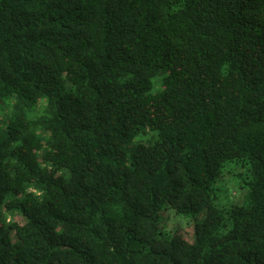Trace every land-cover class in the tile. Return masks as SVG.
<instances>
[{"label": "trees", "instance_id": "1", "mask_svg": "<svg viewBox=\"0 0 264 264\" xmlns=\"http://www.w3.org/2000/svg\"><path fill=\"white\" fill-rule=\"evenodd\" d=\"M0 264H264V0H0Z\"/></svg>", "mask_w": 264, "mask_h": 264}, {"label": "rangeland", "instance_id": "2", "mask_svg": "<svg viewBox=\"0 0 264 264\" xmlns=\"http://www.w3.org/2000/svg\"><path fill=\"white\" fill-rule=\"evenodd\" d=\"M232 164L226 165L225 170H228L227 167L231 166ZM234 166V165H233ZM235 168V167H234ZM237 168L233 169L230 168V172H226L225 175L228 173L230 175L227 176V179L223 178V180L220 182V187L218 188V192H220L222 194V196H224V201L228 202L229 199H231L233 197L234 194L237 193V184L236 181H238V179H240V175H238V170H236ZM241 172L243 170H240ZM224 173V172H223ZM225 193H227L229 196L225 195ZM170 218L165 220L163 217H160V226L163 225L166 227V229H168L169 226H173V225H180V216H177L176 214H173L169 216Z\"/></svg>", "mask_w": 264, "mask_h": 264}]
</instances>
